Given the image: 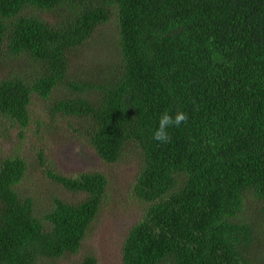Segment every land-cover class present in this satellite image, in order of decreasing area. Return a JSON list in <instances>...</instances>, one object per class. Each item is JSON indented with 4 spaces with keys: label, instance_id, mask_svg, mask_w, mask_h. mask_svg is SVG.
I'll list each match as a JSON object with an SVG mask.
<instances>
[{
    "label": "trees",
    "instance_id": "obj_1",
    "mask_svg": "<svg viewBox=\"0 0 264 264\" xmlns=\"http://www.w3.org/2000/svg\"><path fill=\"white\" fill-rule=\"evenodd\" d=\"M114 19L101 76L76 74L74 52ZM1 48L30 66L0 79L11 127H27L33 98L49 99L104 162L141 158L133 197L145 209L122 264H264V0H0ZM165 111L188 117L167 143L153 138ZM26 172L22 157L0 158V264L76 255L106 176L48 167L76 197L44 204L22 188Z\"/></svg>",
    "mask_w": 264,
    "mask_h": 264
},
{
    "label": "rangeland",
    "instance_id": "obj_2",
    "mask_svg": "<svg viewBox=\"0 0 264 264\" xmlns=\"http://www.w3.org/2000/svg\"><path fill=\"white\" fill-rule=\"evenodd\" d=\"M47 20L51 16L43 15ZM115 19L103 27L93 39L78 48L72 59L76 74L98 78L106 66L108 52L117 38ZM24 60L11 56L5 48L0 49V79L15 72L29 70ZM49 99L35 97L30 105V121L25 129L11 127L0 118V158L20 156L27 164L22 188L35 193L45 204L52 196L72 199L76 195L62 191L50 183L44 171L49 167L65 176L75 177L83 172H99L106 176L108 185L103 204L92 223L79 252L56 264H80L92 255L96 264H122L121 247L125 236L144 214V204L133 197V186L141 158L129 152L116 163L108 164L73 132V120L55 114L50 109ZM42 157L43 159H40ZM43 160V164H41ZM250 205V204H249ZM257 205L247 209L252 218L257 216Z\"/></svg>",
    "mask_w": 264,
    "mask_h": 264
},
{
    "label": "clouds",
    "instance_id": "obj_3",
    "mask_svg": "<svg viewBox=\"0 0 264 264\" xmlns=\"http://www.w3.org/2000/svg\"><path fill=\"white\" fill-rule=\"evenodd\" d=\"M187 119V114L182 111H178L174 115L167 111L163 112L160 115L159 124L154 132L153 138L156 141L167 143L170 140L169 128L179 127Z\"/></svg>",
    "mask_w": 264,
    "mask_h": 264
}]
</instances>
